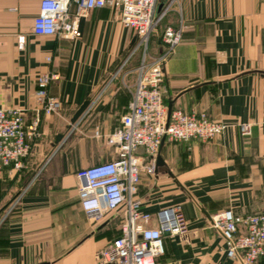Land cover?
I'll return each instance as SVG.
<instances>
[{"label":"crops","instance_id":"crops-1","mask_svg":"<svg viewBox=\"0 0 264 264\" xmlns=\"http://www.w3.org/2000/svg\"><path fill=\"white\" fill-rule=\"evenodd\" d=\"M39 1L0 0V108H19L29 122L35 79L45 72L55 75L48 93L60 102L57 114H41L23 166L0 171V264H100L96 251L119 234L120 215L88 219L75 173L114 157L107 135L128 110L142 51L130 54L137 37L108 7L80 17L78 37L36 35ZM165 9L146 56L161 52L164 26H182L164 66V104L227 126L209 140H164L162 165L142 175L141 208L179 206L187 224L186 235L164 234L155 264H238L210 218L227 208L264 211V0H157L155 14ZM242 123L251 124L249 135L240 134Z\"/></svg>","mask_w":264,"mask_h":264},{"label":"built area","instance_id":"built-area-1","mask_svg":"<svg viewBox=\"0 0 264 264\" xmlns=\"http://www.w3.org/2000/svg\"><path fill=\"white\" fill-rule=\"evenodd\" d=\"M157 0H40L33 18L32 31L36 35L80 36L78 20L96 8L115 10L121 23L134 31L137 40L132 54L142 49L136 67L137 79L128 110L121 116L119 126L107 135L114 157L79 168L75 175L79 182V204L91 221L107 214L120 215L119 234L96 251L100 264H155L164 252V234H187L186 220L179 206H168L154 213L141 208L138 186L143 174H154L156 156L162 139L181 142L190 139L209 140L220 135L227 124L210 119L204 112L171 110L163 101L164 66L182 39V26L166 25L160 31L162 49L146 60L148 40L156 32L166 9L155 14ZM24 37H18L21 47ZM49 60V58H47ZM55 78L49 72L39 74L34 92L33 116L26 122L23 110L0 108V171L5 167L20 169L32 147V140L40 136V116L57 114L60 102L48 93ZM241 135L251 133V124L238 125ZM99 136L98 129L94 131ZM138 149H142L145 162ZM150 221L156 223L149 225ZM211 227L223 239L228 258L238 264H264V211L239 215L227 208L211 215Z\"/></svg>","mask_w":264,"mask_h":264},{"label":"water","instance_id":"water-1","mask_svg":"<svg viewBox=\"0 0 264 264\" xmlns=\"http://www.w3.org/2000/svg\"><path fill=\"white\" fill-rule=\"evenodd\" d=\"M87 104H88L87 101L84 102V104H82V105L78 108V110H76V112L74 113L73 117H72L71 120H70V124H69L68 128H69L72 124H74L75 121L78 119V117L81 115V113H83V111L85 110ZM171 110H172V109H171V106L168 105V107H167V117H169V114H170ZM61 137H62V134L59 135V138H61ZM57 141H58V140H57ZM162 143H163V139H162ZM159 165H162V160H161L160 156L157 154V156H156V167L159 166Z\"/></svg>","mask_w":264,"mask_h":264},{"label":"rangeland","instance_id":"rangeland-1","mask_svg":"<svg viewBox=\"0 0 264 264\" xmlns=\"http://www.w3.org/2000/svg\"><path fill=\"white\" fill-rule=\"evenodd\" d=\"M137 50H138V52H139V51H142L141 48H138ZM72 125H74V124H72ZM72 125L68 128V130L72 127Z\"/></svg>","mask_w":264,"mask_h":264}]
</instances>
